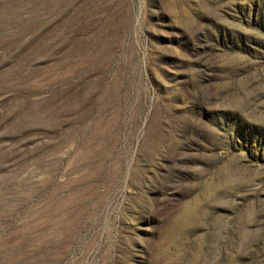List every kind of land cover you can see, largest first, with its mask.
<instances>
[{"label": "rangeland", "instance_id": "rangeland-1", "mask_svg": "<svg viewBox=\"0 0 264 264\" xmlns=\"http://www.w3.org/2000/svg\"><path fill=\"white\" fill-rule=\"evenodd\" d=\"M0 264H264V0H0Z\"/></svg>", "mask_w": 264, "mask_h": 264}]
</instances>
